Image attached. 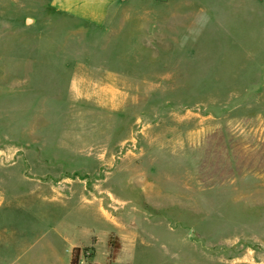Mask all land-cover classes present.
Here are the masks:
<instances>
[{
  "label": "rangeland",
  "instance_id": "1",
  "mask_svg": "<svg viewBox=\"0 0 264 264\" xmlns=\"http://www.w3.org/2000/svg\"><path fill=\"white\" fill-rule=\"evenodd\" d=\"M126 6L118 51L0 0V264H264V0Z\"/></svg>",
  "mask_w": 264,
  "mask_h": 264
},
{
  "label": "crops",
  "instance_id": "2",
  "mask_svg": "<svg viewBox=\"0 0 264 264\" xmlns=\"http://www.w3.org/2000/svg\"><path fill=\"white\" fill-rule=\"evenodd\" d=\"M32 4H37L42 8V16L40 18L33 15H26L24 17L23 26L30 28L38 23L39 20H43V14L46 16V20L50 19V15L66 18L71 22H76L79 24L77 28L72 31V34L81 33V39L86 38L88 31L92 30L95 33H100L103 37L104 44L103 47L115 48L119 51V46L121 45L118 39L115 37L121 31V25L128 19V14L133 12V8L127 7L126 4L130 0H29ZM123 13L124 17L118 20L119 14ZM139 13V14H138ZM125 14V15H124ZM138 15L142 14V11L137 12ZM156 21V18L153 19ZM151 21V20H150ZM108 37V40L105 38ZM79 42L78 44H80ZM86 44V43H85ZM91 46L93 45L89 42ZM100 45V46H102ZM141 46L147 48L145 41H141ZM81 51V50H80ZM76 52H79L76 50ZM85 51L84 59L90 62L88 59L91 55ZM118 53V52H117ZM118 57V55L116 56ZM114 60V59H109ZM117 60V59H115ZM79 61V60H77ZM119 61V58H118ZM89 74H84L78 77L77 82L74 83L71 88V93L77 96L87 95L84 92L86 89V80ZM103 78L106 83L103 85L102 98L105 102L104 107L107 109H115L118 107L119 103L115 100L118 99L119 94L124 93V88L120 86L122 83L120 80L124 79V74L113 73L106 71ZM76 80V79H75ZM78 86V87H77ZM82 90H77V88ZM85 88V89H84ZM96 92V91H95ZM94 93V92H93ZM99 94V92H97Z\"/></svg>",
  "mask_w": 264,
  "mask_h": 264
},
{
  "label": "trees",
  "instance_id": "3",
  "mask_svg": "<svg viewBox=\"0 0 264 264\" xmlns=\"http://www.w3.org/2000/svg\"><path fill=\"white\" fill-rule=\"evenodd\" d=\"M110 246L112 247L111 255H110V260H113V259L115 258V254H116V250H117V248L114 249L113 244H111V243H110ZM114 250H115V251H114ZM73 252H74V253L77 252V249H75ZM74 256H75V254H74ZM71 264H73V261H71Z\"/></svg>",
  "mask_w": 264,
  "mask_h": 264
}]
</instances>
